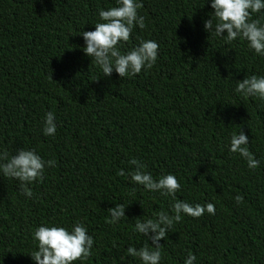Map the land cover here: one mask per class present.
Returning <instances> with one entry per match:
<instances>
[{"label":"trees","instance_id":"16d2710c","mask_svg":"<svg viewBox=\"0 0 264 264\" xmlns=\"http://www.w3.org/2000/svg\"><path fill=\"white\" fill-rule=\"evenodd\" d=\"M139 2L146 27L136 26L120 50L154 40L158 59L121 78L115 70L105 77L81 35L117 0H0V152L34 150L56 161L29 184L31 197L0 172V264H35L38 227L77 222L94 244L75 264H142L127 254L151 245L136 219L174 215L176 200L216 211L182 214L160 241V264H185L190 253L194 264H264V100L235 91L237 81L264 76V56L242 38L228 43L205 31L212 0ZM252 18L264 24V11ZM48 112L54 136L44 135ZM241 130L256 169L230 151ZM133 160L156 180L175 175V199L133 183ZM117 204L125 217L109 224Z\"/></svg>","mask_w":264,"mask_h":264},{"label":"clouds","instance_id":"9594fccd","mask_svg":"<svg viewBox=\"0 0 264 264\" xmlns=\"http://www.w3.org/2000/svg\"><path fill=\"white\" fill-rule=\"evenodd\" d=\"M142 7L139 0H117V6L99 11L102 22L95 24V31L82 32L86 42L84 52L101 67L105 77H110L114 70L121 78L134 76L156 64L159 44L154 40H141L138 46L127 53L120 50V46L130 40L136 26L140 29L146 27L145 17L138 12ZM211 7L214 14H210L211 18L204 22L205 31L223 37L228 43L242 38L256 54L264 56V24L260 19L252 18L253 14L264 11V0H212ZM235 91L245 98L257 97L264 100V76L252 75L243 81H237ZM43 131L46 136L55 135L57 127L54 113L46 114ZM248 145L249 138L241 130L232 135L230 151L243 157L250 169H256L260 162L249 151ZM131 163L136 165V170L131 173L133 183L148 191H159L162 195L175 199L176 193L181 190V184L175 175L167 174L156 180L150 173L143 171L144 165L138 164L136 160ZM55 166V160L45 161L34 150L19 149L11 157L7 152H0V172L4 177L17 180L19 190L28 197L33 194L29 184L42 180L46 167ZM118 175L124 176L125 171L121 170ZM235 200L242 203L243 197L237 195ZM125 210L123 204H117L110 209L111 219L107 223H118L125 217ZM215 211L213 203L191 205L176 200L172 205L174 215L162 211L157 214L156 219H136L135 230L147 237L151 245L146 242L140 248L129 247L127 254L138 257L142 264H160V249L163 247L160 241L167 238L175 223L182 221V214L200 218L206 212L215 215ZM33 239L38 241V251L31 254L35 264H75L77 261H85L91 256L94 244L88 229L80 222L75 223L71 230L63 226L42 225L34 232ZM195 260V255L190 253L185 264H194Z\"/></svg>","mask_w":264,"mask_h":264}]
</instances>
